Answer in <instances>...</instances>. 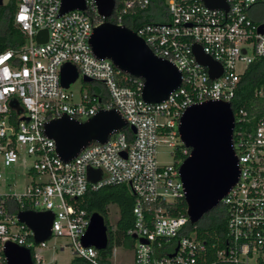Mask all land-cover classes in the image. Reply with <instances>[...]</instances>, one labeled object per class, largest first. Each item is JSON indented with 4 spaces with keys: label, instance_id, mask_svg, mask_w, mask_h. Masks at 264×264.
I'll return each mask as SVG.
<instances>
[{
    "label": "built area",
    "instance_id": "2783aa9c",
    "mask_svg": "<svg viewBox=\"0 0 264 264\" xmlns=\"http://www.w3.org/2000/svg\"><path fill=\"white\" fill-rule=\"evenodd\" d=\"M62 2L19 0L15 22L28 43L0 53V161L11 168L23 152L34 158L31 184L23 192H0V264H7L6 242L28 248L34 264H51L38 252L49 247L51 238H66L69 243L61 249L69 247L74 257L102 264L100 250L83 242L92 213L77 200L118 184L129 185L136 197V220L127 232L135 244V264H264V83L248 105H234L249 66L264 60V0H226L228 9L209 7L203 0H165L161 21L137 17L151 0H116L109 18L99 13L97 0L61 14ZM107 20L137 32L155 55L179 69L182 85L168 99L147 103L144 79L94 54L90 38ZM42 29L48 30V39L38 43ZM195 45L222 65L219 77L212 79L209 68L197 60ZM66 63L77 67L79 78L90 77L100 91L82 92L76 101L72 85L61 83ZM208 100L232 104L240 170L218 205L226 216L224 237L210 243L190 227L187 212L169 213L186 196L180 166L191 148L181 139V118L190 106ZM101 110H116L128 127L65 161L45 125L63 116L85 121ZM162 144L173 148L171 164L159 163ZM90 169L101 171L95 183ZM36 175L45 178L37 181ZM26 210L54 213L47 240L37 243L33 230L19 221L18 213Z\"/></svg>",
    "mask_w": 264,
    "mask_h": 264
},
{
    "label": "water",
    "instance_id": "95a60500",
    "mask_svg": "<svg viewBox=\"0 0 264 264\" xmlns=\"http://www.w3.org/2000/svg\"><path fill=\"white\" fill-rule=\"evenodd\" d=\"M212 8L228 9L226 0H203ZM99 13L109 18L116 0H97ZM4 0H0V6ZM85 0H63L61 14L74 9H85ZM264 32V24L260 26ZM48 30L37 34L38 43H45ZM94 54L110 59L123 72L145 81L142 97L150 104H159L182 85V73L169 60L155 55L145 40L134 30L107 20L94 28L90 38ZM197 60L209 68L212 79L222 73V65L195 45ZM79 79V71L72 63L61 69V83L69 88ZM84 82H92L84 76ZM128 122L116 110H101L85 120H72L68 116L53 119L45 125V133L56 143V150L65 161L75 158L93 142L106 143L110 135L124 130ZM235 115L231 102L208 100L190 106L181 118L179 133L191 154L180 166L186 189L187 215L191 224H197L205 214L220 204L230 189L237 183L240 170L238 156L233 145ZM136 131L135 127H132ZM101 171L90 169L89 179L97 182ZM20 222L34 232L37 243L47 240L52 233V211H20ZM86 246L105 250L109 246L108 225L105 217L95 212L91 215L89 228L83 238ZM7 264H34L31 251L14 242H6Z\"/></svg>",
    "mask_w": 264,
    "mask_h": 264
},
{
    "label": "trees",
    "instance_id": "16d2710c",
    "mask_svg": "<svg viewBox=\"0 0 264 264\" xmlns=\"http://www.w3.org/2000/svg\"><path fill=\"white\" fill-rule=\"evenodd\" d=\"M151 5L145 14L137 16L144 21H161L165 16V0H151ZM19 0H9L8 3L0 6V53L8 49L21 48L26 37L15 22ZM264 83V60L249 66L242 79L241 90L235 100L234 105H248L252 101L255 88ZM100 91V86L93 89ZM129 130V129H127ZM81 208L87 209L90 213L99 212L106 220L108 207L116 204L119 207L120 217L117 227L113 229L108 221L109 246L105 250H100V261L102 264H111V258L117 246H122L127 242L133 241L128 230L134 226L136 215L134 207L136 197L127 184L107 185L97 190L88 192L84 197L77 200ZM187 212L185 199L176 200L169 208V213L179 216ZM199 237L206 238L207 241L215 242L218 238L223 239L226 232V216L224 209L220 206L197 223L190 225ZM71 264H92L86 259L74 257Z\"/></svg>",
    "mask_w": 264,
    "mask_h": 264
},
{
    "label": "rangeland",
    "instance_id": "374dc122",
    "mask_svg": "<svg viewBox=\"0 0 264 264\" xmlns=\"http://www.w3.org/2000/svg\"><path fill=\"white\" fill-rule=\"evenodd\" d=\"M9 0H4V4ZM260 12V20H264V8ZM28 43V40L25 41ZM95 82H84L83 77H80L74 84H72L70 90L76 94L75 100H79V96L82 92L91 91L98 88ZM97 91V89H96ZM158 160L162 165L171 164L174 161L172 154V147L167 144H162L158 147ZM26 160V161H24ZM34 158L27 156L25 152L22 153L20 161L13 167H4L0 161V172L3 174L1 179L0 192H23L28 184H31L33 175L30 174V169L33 167ZM37 181L43 180L45 177L42 175L35 176ZM120 213L119 207L116 204H111L108 207V214L106 220L109 225L115 229L119 220ZM69 241L66 238L48 240V248H40L38 252L44 256L45 260L51 264H71L74 255L69 247L61 249V245H67ZM111 264H135V244L133 241L127 242L122 246L115 248L114 254L111 258Z\"/></svg>",
    "mask_w": 264,
    "mask_h": 264
}]
</instances>
